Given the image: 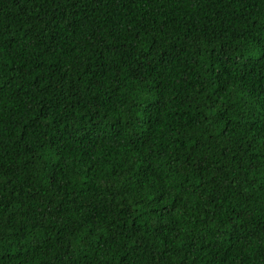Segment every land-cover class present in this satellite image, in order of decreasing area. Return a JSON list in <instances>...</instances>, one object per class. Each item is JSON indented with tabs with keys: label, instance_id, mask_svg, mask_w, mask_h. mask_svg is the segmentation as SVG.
Wrapping results in <instances>:
<instances>
[{
	"label": "trees",
	"instance_id": "16d2710c",
	"mask_svg": "<svg viewBox=\"0 0 264 264\" xmlns=\"http://www.w3.org/2000/svg\"><path fill=\"white\" fill-rule=\"evenodd\" d=\"M0 264H264V0H0Z\"/></svg>",
	"mask_w": 264,
	"mask_h": 264
}]
</instances>
